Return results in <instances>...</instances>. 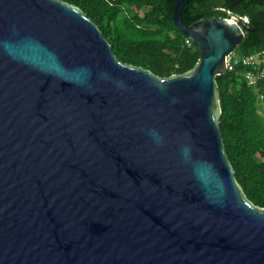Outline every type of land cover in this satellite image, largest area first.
<instances>
[{"label":"water","instance_id":"95a60500","mask_svg":"<svg viewBox=\"0 0 264 264\" xmlns=\"http://www.w3.org/2000/svg\"><path fill=\"white\" fill-rule=\"evenodd\" d=\"M174 23L200 49L158 76L64 0H0V264H264L216 75L249 27Z\"/></svg>","mask_w":264,"mask_h":264},{"label":"trees","instance_id":"16d2710c","mask_svg":"<svg viewBox=\"0 0 264 264\" xmlns=\"http://www.w3.org/2000/svg\"><path fill=\"white\" fill-rule=\"evenodd\" d=\"M64 1L84 11L124 63L164 77L191 69L200 56L198 45L173 21L176 0ZM231 14L246 18L249 29L233 49L232 66L216 75L219 130L237 181L247 197L264 208V75L250 81L248 68L240 62L250 54L264 53V0H188L181 9L187 25L204 17ZM120 20L130 34L118 26Z\"/></svg>","mask_w":264,"mask_h":264},{"label":"built area","instance_id":"2783aa9c","mask_svg":"<svg viewBox=\"0 0 264 264\" xmlns=\"http://www.w3.org/2000/svg\"><path fill=\"white\" fill-rule=\"evenodd\" d=\"M247 22V20H245ZM231 55L227 57L226 63L227 67L232 66V61H230ZM241 65L248 68L246 77L251 81L255 79H259L264 75V53H255L250 54L246 57H243L241 60ZM234 63H237L235 61ZM262 97V94L260 95Z\"/></svg>","mask_w":264,"mask_h":264},{"label":"rangeland","instance_id":"374dc122","mask_svg":"<svg viewBox=\"0 0 264 264\" xmlns=\"http://www.w3.org/2000/svg\"><path fill=\"white\" fill-rule=\"evenodd\" d=\"M232 15V14H231ZM236 16H238V15H236ZM243 20L245 21V20H247L246 18H243ZM118 24V26H121L128 34H130L131 33V30L130 29H128L127 27H124L123 26V21H119V23H117Z\"/></svg>","mask_w":264,"mask_h":264}]
</instances>
